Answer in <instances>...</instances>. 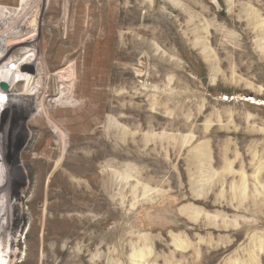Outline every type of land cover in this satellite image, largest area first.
Wrapping results in <instances>:
<instances>
[{"label": "rangeland", "instance_id": "rangeland-1", "mask_svg": "<svg viewBox=\"0 0 264 264\" xmlns=\"http://www.w3.org/2000/svg\"><path fill=\"white\" fill-rule=\"evenodd\" d=\"M69 1L62 0L52 24L51 0H0V63L12 61L30 78L6 92L0 86L1 95L15 94L2 98L0 110L9 131L5 140L12 133L17 148L12 162L24 173L20 182L1 183L6 208H0V239L5 246L12 238L8 253L16 254L5 264H32L28 253L42 259L46 247L58 252L52 264H264V0H79L86 10L74 17L101 13L96 20L108 28L86 52L76 50L79 73L106 82L109 109L90 132L106 131L100 145L105 156L88 178L72 174L75 190L86 188V208L50 219L47 200L45 214L54 226L39 221L46 192L36 175H28L35 161L51 157L49 139L29 120L42 112L34 95L48 85V26L64 41L77 23L68 16ZM129 8L135 20L128 21ZM83 34L77 29L76 42ZM75 64L50 74L58 95L45 107L73 108L87 100L81 96L88 84L75 93L78 99L70 96L78 83ZM29 97L35 112L19 129L17 105ZM62 120L44 121L54 137L49 149L61 156L71 135L58 127ZM18 138L22 143L14 142ZM39 141L40 149L31 151ZM64 230L75 232L74 239L60 238Z\"/></svg>", "mask_w": 264, "mask_h": 264}, {"label": "bare ground", "instance_id": "bare-ground-1", "mask_svg": "<svg viewBox=\"0 0 264 264\" xmlns=\"http://www.w3.org/2000/svg\"><path fill=\"white\" fill-rule=\"evenodd\" d=\"M101 2L102 1H100V3ZM85 4H86L85 1H79V0L69 1L68 16L70 19L75 18L77 20V23L74 26H73V23H71V26L67 28L66 39L64 41L59 40V32L55 29L54 25H52L53 23H57V19L60 13V6L62 5V0H51L50 5H49V12H52L54 14L53 15L54 18L51 20L52 24L48 26L51 32V38H50L51 39L50 40L51 49H49L50 57L46 59V65L43 67L44 73H45V75L43 76V80L48 85H46V89L38 90V93L34 95L38 99V102L42 108V112L36 115L35 117H33L32 119H30L29 123L32 126H38L42 134L48 136L49 140H48V145L46 146L45 152L50 153L51 157L48 160L41 159V160L35 161L34 162L35 166L32 168V170L28 171L29 177H31V174L33 176L36 175L38 189L42 188L46 192L44 214L41 217H39V221L43 219L46 224L52 223V222H49V219L47 215L45 214V211H47L49 208L47 206V200L50 201L51 208H53V213H54L50 217V219L52 217L54 218L58 216V214L60 213L65 214L67 212H71L72 210L81 209L86 206L85 204H87V201L89 199L88 194L86 192V188L83 186L81 190L79 191L75 190L73 182L70 181L72 174L76 172L80 175L81 178H88L89 176H91L92 169L94 168L93 166L105 156V152L101 148L100 145L105 139L106 131L103 130L101 132L94 133V134L90 132L96 126L102 125L104 121V115L109 109L107 106L106 82L103 78H98V80L96 81H91V80L88 81V78L86 77V75H81L79 73L78 66H79L80 57H78V52H76V50H80L82 47V49H84V51L86 52L92 46L93 43H98L102 40V38L104 37L105 29H108V28L106 27L105 29H103L106 23H104V21L101 22L100 20H96L97 16H98L97 18H99V16L102 17L101 13L96 15L94 13L90 14L88 12V14L85 15L83 19L80 17L77 18L73 16V13L75 11H77L78 14H83V10H86ZM103 7H105V4L101 5V8ZM126 17L128 18V21H132L136 17V14L133 8H129L127 10ZM0 24H2L1 21H0ZM83 25L84 27H81ZM0 28H1V25H0ZM77 29L84 30V34L83 36L79 37L78 42H76ZM42 34H45V32ZM41 37H43V35H41L40 33V39H39L40 42L43 39ZM132 37H134V34H132ZM65 52H67L68 55L63 57V54ZM71 60H74L76 63L75 64L76 71L73 75L75 79L78 80V83L70 90L71 91L70 96L73 95L76 99H78V95H76L75 93H78L81 87L84 88V85L88 84L89 88L86 87L85 92L81 96L82 98L87 99V100L73 108H67V107L63 108V106H57V107H51V108L45 107V103L48 102V99H54V97L58 95V93L55 90L56 88H54V85H52L49 79L50 74L53 73L56 69L64 67ZM10 63H7V62L0 63V85L7 84L8 89H9L10 85H13V83L17 84V81L19 80H22V82L30 81V78L26 77L25 74L23 73L24 69L23 70L20 69L19 65L16 68H13L12 64ZM17 72H20V73H17ZM7 90H3V91L6 92ZM5 96L14 97L15 94L13 93V89H10V91L5 94H2V95L0 94V104L5 103V101L2 99ZM29 99H30V102H29ZM29 99L28 101H24V103L22 102L17 105V110L22 111V113L21 112L16 113V119H18V122H19L18 123L19 129L23 125V122H25V119L29 118V114L33 111L35 112L34 99L32 97H29ZM50 103L52 104L53 101H50ZM1 110H0V117L2 118L0 119V134H2V137L0 138V202L3 203L5 198L2 197V195L4 194L2 193L4 188H3V185H1V183L4 182L6 183V185H10V182H15L16 180H18L16 182H20L21 180H24V176H23L24 173L21 171V168H19L16 161L12 162V157H11L12 152L15 153L17 148L16 150L12 149V145H11L12 137H13L12 133L9 137V140L8 141L5 140L6 136H9L8 134L9 131L5 128V123L3 122V117L5 115V112ZM59 118H63V120L58 121L57 123L58 127H60V129L62 130L71 132V135L69 138L70 148L68 149L66 154L62 156L57 150L49 149L50 147H52L51 143L53 142L54 137L51 136L49 132H47L48 129L44 126V121L46 119L57 120ZM119 133L120 132L117 129V126L112 129V134L113 135L115 134L114 139L120 135ZM14 142L22 143V140L18 138ZM39 143L33 146L31 148V151H37L38 149H40L42 145L41 141H39ZM89 149H94L95 152L91 155H88ZM27 155L28 154H26L25 157ZM24 161H25L24 162V166H25L26 164H28V161L27 160H24ZM4 163L6 164L7 167H4L3 165ZM55 163H57V165L53 172V176H54L53 181L48 186V188L45 190L44 181ZM58 188H60V190H58ZM35 199L38 201H43L42 198H35ZM1 206L3 207V209L6 208L5 204H0V208ZM0 216H2L0 219V237H1L3 215L0 213ZM198 216H199V213H198ZM64 217L66 221H68V225H71L72 222L70 223V221L72 219L68 218L65 215ZM36 222H37V219H35V223ZM52 224L56 226V223H52ZM61 228L62 227L60 226L59 229ZM63 236H66L69 239H74L75 232L72 233L69 230L68 231L64 230L59 234L60 238H62ZM48 239H49V235H45L42 238L43 244H45L48 241ZM14 244L15 243L13 239L11 238L10 241H8L7 244L4 246L3 241H1L0 239V264H5V262L8 259L11 260L13 258H16L15 253L13 252H11L10 254L8 253V251L12 249L11 247ZM181 247H184V246L181 245ZM48 250L49 248L46 247L45 248L46 255H44L42 259H38L35 257V260H33L32 254L28 253L30 259L32 260L31 263L32 264H52L58 252H53V254H50L47 252ZM186 250H187V247H186ZM144 253L145 251L143 252V254ZM146 254L147 255L145 256H149L148 253ZM28 261L29 260H27L23 264H26ZM68 264H72V260L69 261Z\"/></svg>", "mask_w": 264, "mask_h": 264}, {"label": "water", "instance_id": "water-1", "mask_svg": "<svg viewBox=\"0 0 264 264\" xmlns=\"http://www.w3.org/2000/svg\"><path fill=\"white\" fill-rule=\"evenodd\" d=\"M8 89V85L7 84H3V90H7Z\"/></svg>", "mask_w": 264, "mask_h": 264}]
</instances>
